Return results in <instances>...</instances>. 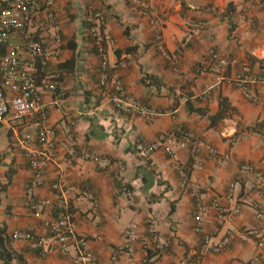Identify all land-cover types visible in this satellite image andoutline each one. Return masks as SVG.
<instances>
[{
  "label": "crops",
  "instance_id": "0c3cea01",
  "mask_svg": "<svg viewBox=\"0 0 264 264\" xmlns=\"http://www.w3.org/2000/svg\"><path fill=\"white\" fill-rule=\"evenodd\" d=\"M54 1L61 51L45 67L38 66L37 82L60 74L65 95L49 108L48 123L60 137L73 120L78 152L47 164L45 182L34 198L50 203L36 216L25 205L33 171L19 145L27 135L37 147L34 118L0 124V243L8 252L0 254V264H72L71 248L63 252L37 242L49 235L45 221L63 209L76 231L87 236L97 264H143L141 243L152 233L166 245L147 253L150 264H264V248L256 244L264 232V190L256 187L251 173H239L244 163L264 173V82H246L245 89L255 96L248 99L228 81L242 72L264 77V0ZM93 11L104 14L101 30L112 38L105 85L99 84L100 62L87 34ZM198 20L206 28L181 48ZM158 35L169 52L178 53L175 67L158 50ZM21 39L20 32L12 36L14 42ZM210 49L228 63L212 60ZM5 52L0 44V58ZM200 64L206 70L198 73ZM118 84L126 98L147 104L158 115L147 120L117 110L111 97ZM56 98V92L42 91L43 102ZM177 128L192 131L196 141L212 146L216 154L204 147L196 152L191 145L172 155L160 149L146 158L138 154L136 144ZM83 150L109 157L111 164L83 159ZM180 169L186 171L185 179ZM123 181L131 196L122 191ZM54 182L63 187L51 188ZM191 186L201 193L203 233L194 231ZM83 190L98 201L97 210L89 196L81 195ZM220 210L231 214L219 221ZM127 229L138 236L132 243ZM15 232H31L35 239ZM202 234L211 245L228 242L220 251L202 253Z\"/></svg>",
  "mask_w": 264,
  "mask_h": 264
},
{
  "label": "built area",
  "instance_id": "2783aa9c",
  "mask_svg": "<svg viewBox=\"0 0 264 264\" xmlns=\"http://www.w3.org/2000/svg\"><path fill=\"white\" fill-rule=\"evenodd\" d=\"M0 44L4 45L6 52L0 58V124L6 120H22L27 116L33 117V127L36 131L37 147L29 144L28 136L19 140V145L23 149L28 159L33 175L27 185L25 192V205L34 212L36 216L40 215L43 206L50 203L49 200H36L34 198L35 190L45 182V170L48 163L59 160L60 155L72 156L77 154V144L73 133L74 121L71 120L65 125L60 137L56 135L55 129L48 123V110L61 103L64 98L65 90L59 82L60 74L55 73L52 78L47 79L42 84L37 82L38 66L45 67L52 56H56L61 51L62 31L61 23L58 19V6L54 0H0ZM40 21L35 25L37 19ZM92 24L87 30V34L92 41L99 62V84H106V75L108 68L107 46L112 43V38L108 33L101 30L105 24V17L101 11L90 13ZM34 28V29H33ZM206 28L204 20H198L193 27L184 35L180 47L187 46L191 40ZM39 31V32H38ZM20 32L22 39L14 42L12 36ZM36 32L38 34L36 35ZM48 39V40H45ZM158 50L168 60L172 67L178 62V53L169 52L161 43L162 38L157 36ZM47 41V44L45 43ZM209 56L219 65L225 66L227 59L218 55L213 49L209 50ZM206 70L202 64L196 67V72L201 73ZM228 81L236 88L240 89L242 95L248 99H255V96L245 89L248 81L264 82L263 76L246 75L244 72L236 74ZM56 92L57 98L47 104L42 101V91ZM114 107L124 113L136 114L147 120H152L158 115V112L140 102L129 97L126 98L121 84L117 85L116 92L111 97ZM264 104V100H263ZM191 145L194 151L205 148L209 155L216 154L215 149L204 142L196 141L192 131L184 128H177L171 131L161 132L154 141L135 145L138 154L141 157H149L154 151L160 149L168 155H172L176 148H186ZM81 158L91 160L95 163L107 166L111 164L109 157L99 156L83 150L80 153ZM119 167L121 163L119 162ZM240 174L251 173L256 180V187L264 190V173L255 166L244 163L240 166ZM180 176L185 179L186 171L179 170ZM119 177V176H118ZM233 186V184H231ZM61 182L51 184L53 189H61ZM122 191L131 195L128 184L122 182ZM195 201L193 212L194 231L203 233V215L204 210L201 204V193L196 186L190 187ZM83 196H89L92 199L94 210L98 208V201L90 193L83 190L80 192ZM238 207L233 212L238 211ZM232 212V213H233ZM231 212L225 213L220 210L218 220H223ZM48 227V237H40L38 243L45 247H59L63 252L68 248L73 251L72 264H97L95 253L88 247V238L84 234L76 231L75 224L70 220L69 214L63 209L57 212L55 217L45 221ZM128 242H133L138 237L133 229L125 230ZM15 236H22L26 239L34 240L35 236L31 232H15ZM228 242L227 239L211 245L207 234H202L201 252L206 253L209 250L220 251ZM258 247L264 248V232L256 241ZM166 244L161 242L153 233L147 239L142 240L141 248L145 253L143 264H150L151 260L147 253L151 250L159 251ZM130 251L132 247L127 245ZM117 254H112L115 260Z\"/></svg>",
  "mask_w": 264,
  "mask_h": 264
},
{
  "label": "trees",
  "instance_id": "16d2710c",
  "mask_svg": "<svg viewBox=\"0 0 264 264\" xmlns=\"http://www.w3.org/2000/svg\"><path fill=\"white\" fill-rule=\"evenodd\" d=\"M195 111H202V110H200V109H195ZM128 187H129V189H130V191H131V195H132V190H131V188H130L129 185H128ZM121 189H122V187H121ZM131 195H130V196H131ZM171 209H173V208H171ZM4 252H6V253L8 254V252L3 248L2 244L0 243V254H1V253H4Z\"/></svg>",
  "mask_w": 264,
  "mask_h": 264
}]
</instances>
